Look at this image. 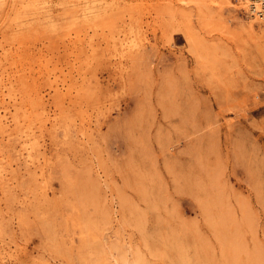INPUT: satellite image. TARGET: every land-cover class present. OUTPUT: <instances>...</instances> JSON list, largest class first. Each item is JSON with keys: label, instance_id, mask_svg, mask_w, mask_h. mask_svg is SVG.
Instances as JSON below:
<instances>
[{"label": "rangeland", "instance_id": "1", "mask_svg": "<svg viewBox=\"0 0 264 264\" xmlns=\"http://www.w3.org/2000/svg\"><path fill=\"white\" fill-rule=\"evenodd\" d=\"M0 264H264V20L0 0Z\"/></svg>", "mask_w": 264, "mask_h": 264}, {"label": "built area", "instance_id": "2", "mask_svg": "<svg viewBox=\"0 0 264 264\" xmlns=\"http://www.w3.org/2000/svg\"><path fill=\"white\" fill-rule=\"evenodd\" d=\"M246 3L254 16L264 20V0H235Z\"/></svg>", "mask_w": 264, "mask_h": 264}, {"label": "bare ground", "instance_id": "3", "mask_svg": "<svg viewBox=\"0 0 264 264\" xmlns=\"http://www.w3.org/2000/svg\"><path fill=\"white\" fill-rule=\"evenodd\" d=\"M245 4H246V3H245ZM247 6H248V5H247ZM253 17H256V16L253 15ZM255 19H256V18H255ZM133 47H134V46H133ZM115 218H116V217H115Z\"/></svg>", "mask_w": 264, "mask_h": 264}]
</instances>
